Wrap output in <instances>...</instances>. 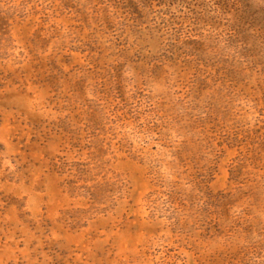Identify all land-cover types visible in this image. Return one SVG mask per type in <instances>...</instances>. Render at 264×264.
<instances>
[{
    "label": "rangeland",
    "instance_id": "obj_1",
    "mask_svg": "<svg viewBox=\"0 0 264 264\" xmlns=\"http://www.w3.org/2000/svg\"><path fill=\"white\" fill-rule=\"evenodd\" d=\"M0 264H264V0H0Z\"/></svg>",
    "mask_w": 264,
    "mask_h": 264
}]
</instances>
